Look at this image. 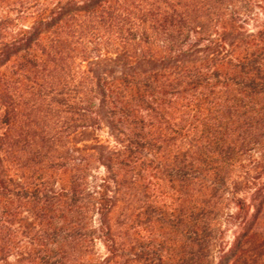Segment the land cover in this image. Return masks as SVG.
<instances>
[{"label": "trees", "instance_id": "16d2710c", "mask_svg": "<svg viewBox=\"0 0 264 264\" xmlns=\"http://www.w3.org/2000/svg\"><path fill=\"white\" fill-rule=\"evenodd\" d=\"M104 126L94 174L69 139ZM14 245L20 264H264V0H0V264Z\"/></svg>", "mask_w": 264, "mask_h": 264}, {"label": "rangeland", "instance_id": "374dc122", "mask_svg": "<svg viewBox=\"0 0 264 264\" xmlns=\"http://www.w3.org/2000/svg\"><path fill=\"white\" fill-rule=\"evenodd\" d=\"M31 21L29 23H25L27 26L30 25ZM95 67L99 71H106L110 72L111 70L115 69L112 66H109L108 62L105 60H96L94 61ZM117 70V69H116ZM70 145L75 149H78L77 152L81 154H86L91 156V168L92 173L99 172L98 169L100 167V162L98 161V158L100 155H106V151L109 149V147H112L115 145L116 137L113 135L111 130L104 126L102 129L99 130H93V129H86V130H80L77 132L72 133L69 139ZM75 149V150H76ZM101 172H103L101 170ZM6 173L9 174L10 178H12V186L15 192L22 193L19 187V184L22 183V175L21 172L18 170L11 168L6 171ZM47 180L49 181V187L53 190L56 185L60 183V176L55 173H50L48 175ZM138 188L145 192V185L142 180L137 181ZM149 193V191L147 192ZM85 198L89 199V195H86ZM89 205V203H86ZM22 210L19 212L17 216L13 219V224L16 229L19 230V234L21 236L18 237V240H30V237H33L34 235V228L35 224L37 225V221L33 215V213L29 209L21 208ZM91 226V225H90ZM91 228V227H90ZM88 229V232L90 230ZM92 229V228H91ZM25 235V237H24ZM26 236H30L26 239ZM18 245H14L13 248V255L9 256L3 264H20L21 259L26 255V253L29 250V247L27 245L23 247H15Z\"/></svg>", "mask_w": 264, "mask_h": 264}]
</instances>
